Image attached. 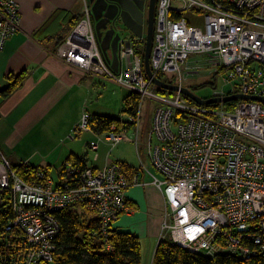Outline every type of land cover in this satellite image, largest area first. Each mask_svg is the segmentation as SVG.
Masks as SVG:
<instances>
[{"label": "built area", "instance_id": "obj_1", "mask_svg": "<svg viewBox=\"0 0 264 264\" xmlns=\"http://www.w3.org/2000/svg\"><path fill=\"white\" fill-rule=\"evenodd\" d=\"M180 1L182 7L159 0L150 61L154 75L177 74L186 81L197 74L188 67L189 58L199 54L213 76L231 85L228 91L213 89L210 98H264V0ZM79 23L56 54L140 99L160 104L147 150L152 166L163 176H153L151 184L163 194L162 232L169 234L172 245L211 258L228 254L247 260L264 253V104L238 100L227 110L223 104L199 106L181 93L163 96L145 74V50L139 47L143 41H121L120 70L115 73L104 60L87 4ZM19 26L17 0H0V53ZM139 124V116L125 114L99 134L90 149L97 153L102 142L115 148L128 138L129 128L138 130ZM92 128V117L85 112L77 131ZM63 170L59 180L40 172L35 182H27L0 149V205L8 195L13 212L3 228L6 238L15 240L16 231L28 247L16 253L13 264L54 263L60 232L55 213L76 206L95 215L106 251L111 252L109 232L123 215L134 212L128 191L144 186L119 162L103 169L67 162Z\"/></svg>", "mask_w": 264, "mask_h": 264}, {"label": "crops", "instance_id": "obj_2", "mask_svg": "<svg viewBox=\"0 0 264 264\" xmlns=\"http://www.w3.org/2000/svg\"><path fill=\"white\" fill-rule=\"evenodd\" d=\"M17 1L21 13L20 29L6 43L0 56V149L3 154L11 164L51 167L54 178L59 177L71 157L83 159L88 166L96 169L118 162L107 158L99 164L100 155L94 154L93 159H89L91 155L84 149L85 143L77 142L84 134H94L95 138L86 142L90 150L91 144L98 139L99 133L94 128L89 132L78 133L77 130L84 111L90 113L86 106L93 96L92 91L96 92L95 79L99 77L71 68L56 57L58 46L72 34L74 25L82 20L89 0ZM12 76H23V80L11 93H4ZM58 125L62 130L60 135L56 133ZM140 127L141 124L138 130L133 127L135 139L129 136L132 143L140 137ZM101 147L100 144L99 150ZM136 148L141 169L119 163L125 167L130 178L139 177L144 186L129 190L128 197L134 212L123 217L115 230L134 234L140 240L145 235L147 239L159 238L157 251L162 240L164 197L146 181L147 171L143 168L148 170V166L141 156L139 144ZM55 170L57 175H54ZM146 253L144 264H153L155 253L153 259L151 251ZM143 258L142 252V263Z\"/></svg>", "mask_w": 264, "mask_h": 264}, {"label": "trees", "instance_id": "obj_3", "mask_svg": "<svg viewBox=\"0 0 264 264\" xmlns=\"http://www.w3.org/2000/svg\"><path fill=\"white\" fill-rule=\"evenodd\" d=\"M178 15L177 17H181ZM160 80L164 79V75H157ZM10 84L5 89L4 93H11L23 80V76L10 77ZM173 84V83H170ZM210 87L216 88V83L211 82L202 88L191 87L194 93ZM157 92L163 96H174V93L157 89ZM130 105L125 112L137 115L139 110L138 97L134 94L129 96ZM192 102V101H191ZM193 103V102H192ZM237 102L225 104L223 107L231 110ZM221 107V106H209ZM117 120L107 117L95 116L93 128L96 132L103 133ZM68 162L80 168H85L87 162L77 157L69 158ZM12 168L17 175L27 181L35 182L36 176L40 172L46 173L49 177L52 176L50 168L34 167L29 164H12ZM63 171L59 174V180L62 178ZM9 196L6 195L4 202L0 205V264H13V259L16 253H21L27 250L25 240L15 231L13 235L17 236L15 240L6 238V227L13 218V212L9 207ZM130 201V200H129ZM134 209V208H133ZM85 211L86 213L82 212ZM90 213V219L83 214ZM92 212H89L83 207H70L61 212L55 213V217L60 225V232L55 241L56 252L55 260L52 264H141L142 263V243L138 236L131 233H120L114 227L109 232V242L113 250L106 251V242L99 232V223L96 217H93ZM153 264H264V253H257L250 259L241 260L234 255L218 254L215 257H207L191 253L188 250L172 245L170 241L161 240L155 253Z\"/></svg>", "mask_w": 264, "mask_h": 264}, {"label": "rangeland", "instance_id": "obj_4", "mask_svg": "<svg viewBox=\"0 0 264 264\" xmlns=\"http://www.w3.org/2000/svg\"><path fill=\"white\" fill-rule=\"evenodd\" d=\"M173 6L175 7H182L183 3L180 0H173ZM81 21V20H80ZM124 38L131 39V35L124 34ZM145 50V45H143V49ZM203 56L199 54H193L189 58L188 67L193 68L194 72H197V74L192 75L189 77L186 81L182 80L180 81L177 74H166L164 76V79L168 81L169 83L173 84H181L185 88L191 89V87H197L202 88L206 86L207 84L211 82H215L217 84L216 89L226 90L228 91L231 89V85H224L222 82V79H220L218 76L212 75V68L208 64L207 60H205ZM186 68V67H185ZM95 82L97 84L96 92L92 91V98L87 103L86 109L93 115L101 116V117H107L119 120L126 114L125 110L132 105L129 102V96L132 94V92L124 88L118 84H115L111 81L96 78ZM215 90H213L210 87H206L205 89H201L198 91V95L202 98H210L214 96ZM168 97V96H166ZM159 103L154 100L146 99L144 101L143 107H142V118H141V127H140V137L138 138V144L140 147L141 156L148 166V171L146 172V178L147 182L151 183L154 181L153 176H156L159 179H163V176L158 173V171L152 166L151 162L147 158V147H145V141L148 140L149 131L151 129L155 111L159 107ZM59 131H56L57 135H60L62 133V130L60 128V125L57 126ZM129 127V126H128ZM107 131V130H106ZM94 135V134H93ZM92 134H84L83 137L78 138L77 142H83L85 143V150H88L89 159H93L94 154L100 155V162L104 163V161L109 158L111 162H122L126 165H129L135 169H141V161L139 159V155L136 148V143H132L130 140V137L135 139V131L133 130V127L129 128V131L127 133L128 140H123L121 143H119L114 149L110 145H106V143H101V148L99 150V153H95L91 149L89 150V147L86 146L87 143L91 142L95 137ZM130 136V137H129ZM87 142V143H86ZM131 142V143H129ZM155 142V140H154ZM147 143V141H146ZM108 154H110L108 156ZM36 160H39V157H36ZM56 172L54 175H57L58 172ZM62 172V171H61ZM60 172V173H61ZM143 188L142 186H134L130 189L133 190L135 188ZM129 189V190H130ZM129 192V191H128ZM165 202V200H164ZM83 213H86L82 210ZM83 214V216H87L88 219L91 218V214L88 213ZM127 214L123 215L119 221L117 222V225L122 220L123 217H125ZM94 217V216H93ZM10 235V233H8ZM162 239L164 241H169V234L165 231L162 232ZM147 235L141 238L142 248H143V263H145V260L147 259V251L152 252V259L153 254L156 251V247L158 245V239H147ZM11 238V237H10ZM146 250V252H145Z\"/></svg>", "mask_w": 264, "mask_h": 264}, {"label": "water", "instance_id": "obj_5", "mask_svg": "<svg viewBox=\"0 0 264 264\" xmlns=\"http://www.w3.org/2000/svg\"><path fill=\"white\" fill-rule=\"evenodd\" d=\"M128 5L120 0H89L92 4V15L96 21L95 30L97 38L104 53V56L110 64L111 69L115 72L119 70V42L124 34L134 35L138 38L144 36V26L142 20L143 5L135 0H126ZM158 0H150V11L148 17V26L146 32V47H145V72L148 78L154 83L155 86L160 90L181 93L186 98L193 101L199 106H211L218 104H225L237 100H252L259 101L264 104L263 97L257 96H245V95H231L226 97H216L204 99L198 94L194 93L189 88L182 87L176 84H170L165 81L158 79L151 70V54L154 40V29H155V7ZM112 6L120 10L117 17L109 18L108 13ZM113 22L116 28L109 29L107 23ZM112 58H110V53Z\"/></svg>", "mask_w": 264, "mask_h": 264}, {"label": "bare ground", "instance_id": "obj_6", "mask_svg": "<svg viewBox=\"0 0 264 264\" xmlns=\"http://www.w3.org/2000/svg\"><path fill=\"white\" fill-rule=\"evenodd\" d=\"M18 2V1H17ZM19 4V3H18ZM20 18H21V13H20ZM155 23H156V19H155ZM79 25H80V23H76L75 25H74V29H73V32L74 31H76L77 30V28L79 27ZM20 29V28H19ZM19 31V30H18ZM96 31V30H95ZM73 32H72V34H73ZM16 34V33H15ZM14 34V35H15ZM71 34V35H72ZM13 35V36H14ZM70 35V36H71ZM12 36V37H13ZM69 36V37H70ZM96 36H97V33H96ZM68 37V38H69ZM67 38V39H68ZM154 38H155V29H154ZM10 39V38H9ZM9 39H7L6 40V42H5V44H4V46H3V49H2V51H1V53H0V56H1V54H2V52L4 51V49H5V46H6V43L9 41ZM66 39V40H67ZM66 40H64L62 43H64ZM122 40H127L128 41V43L129 44H132V43H134V42H139V40L140 39H138V37H137V39L136 38H131V39H126V38H124V37H122V39L120 40V42H119V50H120V43H121V41ZM97 42H98V45H99V47H100V44H99V41H98V38H97ZM153 42H154V40H153ZM61 43V44H62ZM60 44V45H61ZM59 45V46H60ZM143 45H145V47H146V37L144 38V42L139 46V47H143ZM58 46V47H59ZM58 49V48H57ZM100 49H101V47H100ZM119 50H118V57H119ZM56 52H57V50H56ZM101 52H102V49H101ZM102 54H103V57H104V60H105V62H106V64L110 67V69H111V66H110V64H108V62H107V60H106V58H105V56H104V53L102 52ZM110 54V58H112V54H111V52L109 53ZM56 57L58 58V59H60L61 61H63V62H65L68 66H70L71 68H74V69H76V70H79V71H81L82 73H84V74H89V73H87L86 71H84V70H82V69H80L79 67H77V66H75L73 63H71V62H69L68 60H66L65 58H62V57H60V56H58L57 54H56ZM144 63H145V61H144ZM112 70V69H111ZM119 70H120V61H119ZM119 70H118V72H119ZM113 71V70H112ZM113 72H115V71H113ZM118 72H115V73H118ZM145 74H146V72H145ZM147 76V75H146ZM157 77V76H156ZM100 78V77H99ZM147 78H148V76H147ZM158 78V77H157ZM101 79H104V78H101ZM149 79V78H148ZM159 79V78H158ZM104 80H108V79H104ZM150 80V79H149ZM110 81V80H109ZM163 81V80H162ZM152 82V81H151ZM152 84H153V86L155 87V89L157 90L158 89V87L157 86H155L154 85V83L152 82ZM131 91V90H130ZM132 92V91H131ZM132 94H134L135 96H137L138 97V101H139V110H138V114L137 115H135V116H139L140 117V124H141V118H142V107H143V104H144V101L146 100V98H142V99H140L139 97H141V96H138L136 93H134V92H132ZM233 95H236V94H233ZM241 95V94H240ZM228 96H231V95H228ZM226 97V96H225ZM232 102H238V100L237 101H232ZM232 102H229V103H232ZM225 104H228V103H225ZM225 104H223V105H225ZM211 106H213V105H211ZM88 113L87 111H84V113ZM90 114V113H89ZM126 114H131V112L130 113H127L126 112ZM91 115V117H92V125H93V123H94V121H95V116H92V114H90ZM123 115H125V114H123ZM134 115V114H133ZM82 120V119H81ZM120 121V119L119 120H117L115 123H117V122H119ZM139 124V125H140ZM152 125H153V123H152ZM152 127V126H151ZM152 129V128H151ZM151 129H150V131H151ZM15 239H16V236L14 237ZM177 247H179V246H177ZM181 248V247H180Z\"/></svg>", "mask_w": 264, "mask_h": 264}, {"label": "flooded vegetation", "instance_id": "obj_7", "mask_svg": "<svg viewBox=\"0 0 264 264\" xmlns=\"http://www.w3.org/2000/svg\"><path fill=\"white\" fill-rule=\"evenodd\" d=\"M122 2H124L126 5H128V2L126 0H120ZM135 1H138V3H140L141 5H143V10H142V20H143V26H144V36L143 38H138L140 39L141 41L144 42V38L146 36V32H147V26H148V17H149V11H150V0H135ZM92 4L89 3V8L91 9V12H92ZM158 6H159V0L157 1L156 3V7H155V19H156V16H157V11H158ZM120 10H118L116 7L112 6L111 10L109 11L108 13V17L111 18V17H117V15L119 14ZM92 22L93 24H96V21L94 19V16L92 15ZM107 27H108V30L109 29H113V28H116V25L114 26L113 25V22H109L107 23ZM123 37V36H122ZM131 38H136L134 35H132Z\"/></svg>", "mask_w": 264, "mask_h": 264}]
</instances>
